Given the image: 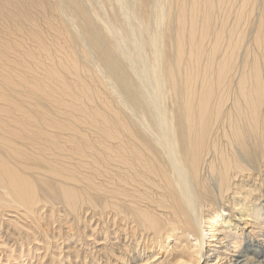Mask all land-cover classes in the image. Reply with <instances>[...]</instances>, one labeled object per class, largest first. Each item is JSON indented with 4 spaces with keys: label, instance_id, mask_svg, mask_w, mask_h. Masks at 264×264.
Returning <instances> with one entry per match:
<instances>
[{
    "label": "bare ground",
    "instance_id": "bare-ground-1",
    "mask_svg": "<svg viewBox=\"0 0 264 264\" xmlns=\"http://www.w3.org/2000/svg\"><path fill=\"white\" fill-rule=\"evenodd\" d=\"M261 239L264 0H0V259L264 264Z\"/></svg>",
    "mask_w": 264,
    "mask_h": 264
},
{
    "label": "rangeland",
    "instance_id": "rangeland-1",
    "mask_svg": "<svg viewBox=\"0 0 264 264\" xmlns=\"http://www.w3.org/2000/svg\"><path fill=\"white\" fill-rule=\"evenodd\" d=\"M248 230H249V229H248ZM206 239L209 240V237L207 236ZM262 241H263V239L260 240V242H262ZM263 242H264V241H263ZM243 246H244V245H243ZM244 248H245V246H244ZM234 258H237V253H236V256H235V255L233 256V259H234ZM11 263H12V262H11ZM0 264H10V263H9V261L6 260L5 256H3V258L0 259Z\"/></svg>",
    "mask_w": 264,
    "mask_h": 264
}]
</instances>
